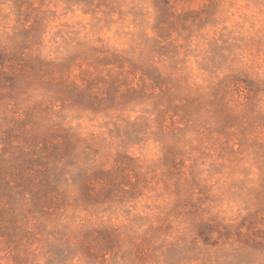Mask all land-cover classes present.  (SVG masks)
<instances>
[{
  "label": "rangeland",
  "instance_id": "374dc122",
  "mask_svg": "<svg viewBox=\"0 0 264 264\" xmlns=\"http://www.w3.org/2000/svg\"><path fill=\"white\" fill-rule=\"evenodd\" d=\"M0 264H264V0H0Z\"/></svg>",
  "mask_w": 264,
  "mask_h": 264
}]
</instances>
